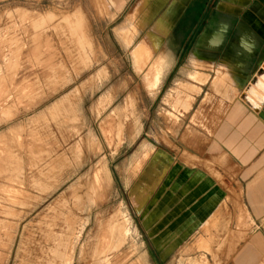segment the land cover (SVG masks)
Instances as JSON below:
<instances>
[{
    "label": "rangeland",
    "instance_id": "374dc122",
    "mask_svg": "<svg viewBox=\"0 0 264 264\" xmlns=\"http://www.w3.org/2000/svg\"><path fill=\"white\" fill-rule=\"evenodd\" d=\"M138 1L0 0V264H229L248 237L174 227L189 65L183 35L141 45Z\"/></svg>",
    "mask_w": 264,
    "mask_h": 264
},
{
    "label": "crops",
    "instance_id": "0c3cea01",
    "mask_svg": "<svg viewBox=\"0 0 264 264\" xmlns=\"http://www.w3.org/2000/svg\"><path fill=\"white\" fill-rule=\"evenodd\" d=\"M131 16L149 29L141 45L183 35L176 65H189L179 82L189 141L173 169L178 180L188 173L190 188L194 181L179 201L195 207L174 227L199 234L240 217L248 237L229 264H264V0H139Z\"/></svg>",
    "mask_w": 264,
    "mask_h": 264
},
{
    "label": "bare ground",
    "instance_id": "6f19581e",
    "mask_svg": "<svg viewBox=\"0 0 264 264\" xmlns=\"http://www.w3.org/2000/svg\"><path fill=\"white\" fill-rule=\"evenodd\" d=\"M263 71H264V67H263ZM262 82H264V79H263V81ZM264 84V83H263Z\"/></svg>",
    "mask_w": 264,
    "mask_h": 264
},
{
    "label": "water",
    "instance_id": "95a60500",
    "mask_svg": "<svg viewBox=\"0 0 264 264\" xmlns=\"http://www.w3.org/2000/svg\"><path fill=\"white\" fill-rule=\"evenodd\" d=\"M262 76H264V71H263V74H262Z\"/></svg>",
    "mask_w": 264,
    "mask_h": 264
}]
</instances>
